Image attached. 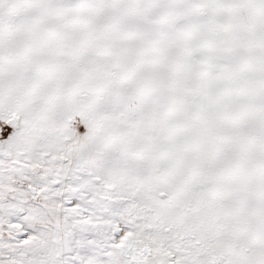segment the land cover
I'll list each match as a JSON object with an SVG mask.
<instances>
[{"label":"snow or ice","instance_id":"snow-or-ice-1","mask_svg":"<svg viewBox=\"0 0 264 264\" xmlns=\"http://www.w3.org/2000/svg\"><path fill=\"white\" fill-rule=\"evenodd\" d=\"M0 264H264V0H0Z\"/></svg>","mask_w":264,"mask_h":264}]
</instances>
